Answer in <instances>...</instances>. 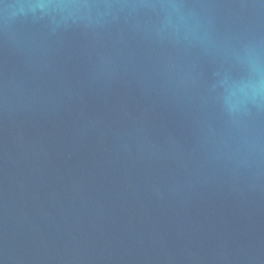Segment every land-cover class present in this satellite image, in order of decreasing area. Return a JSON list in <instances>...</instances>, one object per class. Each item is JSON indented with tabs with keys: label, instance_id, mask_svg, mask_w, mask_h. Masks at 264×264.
<instances>
[{
	"label": "water",
	"instance_id": "95a60500",
	"mask_svg": "<svg viewBox=\"0 0 264 264\" xmlns=\"http://www.w3.org/2000/svg\"><path fill=\"white\" fill-rule=\"evenodd\" d=\"M0 264H264V0H0Z\"/></svg>",
	"mask_w": 264,
	"mask_h": 264
}]
</instances>
